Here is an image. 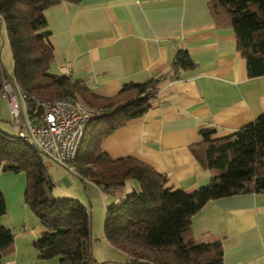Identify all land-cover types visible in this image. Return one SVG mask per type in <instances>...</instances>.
Instances as JSON below:
<instances>
[{"label":"trees","instance_id":"obj_1","mask_svg":"<svg viewBox=\"0 0 264 264\" xmlns=\"http://www.w3.org/2000/svg\"><path fill=\"white\" fill-rule=\"evenodd\" d=\"M60 1L0 0V21L13 65L12 75L6 76L0 60V94L6 79L14 89L38 99L71 98L97 112L86 124L73 173L101 190L136 181L131 192L105 207L103 222L105 240L130 262L222 264L221 241L191 236L192 217L208 201L264 192V112L222 136H214L213 128L200 131V141L190 150L212 175L208 184L191 192L167 186L164 172L134 157H109L102 149L103 140L150 108L164 75L125 83L114 95H100L70 75L51 71L54 49L45 30L44 10ZM208 8L218 28L234 31L248 74L264 75V0H209ZM195 67L188 51L179 48L169 76L176 78ZM41 153L15 134L0 130V169L24 173L23 200L45 228L33 241L38 258H55L62 264H111L93 257L88 208L76 198L51 195L53 183ZM5 213L0 190V215ZM13 241L11 229L0 225V261L11 252Z\"/></svg>","mask_w":264,"mask_h":264},{"label":"crops","instance_id":"obj_2","mask_svg":"<svg viewBox=\"0 0 264 264\" xmlns=\"http://www.w3.org/2000/svg\"><path fill=\"white\" fill-rule=\"evenodd\" d=\"M208 2L61 0L44 10L45 30L54 49L53 72L70 75L100 95H114L125 83L164 75L150 108L116 128L103 140L102 149L113 159L130 156L149 164L166 174L167 186L187 192L211 180V171L190 150L200 141V131L213 128L214 136H222L264 112V75L248 74L234 31L216 26ZM1 28L6 36L0 21ZM179 48L188 51L196 67L170 78V64ZM7 174L0 177H10ZM80 179L86 198L69 197L88 208L87 203L92 204L88 190H102ZM1 182L6 213L0 215V225L11 229L14 241L0 264H62L55 258H38L33 241L45 228L24 200L20 202L23 193L8 202L12 188ZM130 184L137 186L136 181ZM125 191L112 190L104 207L118 202ZM190 235L219 239L222 264H264V192L208 201L193 215Z\"/></svg>","mask_w":264,"mask_h":264},{"label":"built area","instance_id":"obj_3","mask_svg":"<svg viewBox=\"0 0 264 264\" xmlns=\"http://www.w3.org/2000/svg\"><path fill=\"white\" fill-rule=\"evenodd\" d=\"M63 69L67 70L65 64ZM1 97L8 101L15 135L73 172L86 124L97 115L90 106L71 98L41 100L14 89L5 79Z\"/></svg>","mask_w":264,"mask_h":264},{"label":"rangeland","instance_id":"obj_4","mask_svg":"<svg viewBox=\"0 0 264 264\" xmlns=\"http://www.w3.org/2000/svg\"><path fill=\"white\" fill-rule=\"evenodd\" d=\"M0 60L5 75L11 76L13 70L12 59L7 38L3 33V28L0 29ZM50 70H54L52 65L50 66ZM0 130L9 134H15L14 128L10 122L8 101L5 97H0ZM41 157L43 162L45 163L47 174L49 175L53 183L51 195L54 198L75 196V194L86 198L87 193L84 190V183L76 175V173H73L60 164L54 162L45 154L41 153ZM6 173H9L7 175H10V177H0V182L2 181L1 183H3L4 186L9 185L12 188L11 191L7 193V199L9 202L11 200V197L13 196L14 199H16L17 194H19V196H22V193L24 192L26 186V178L23 172H5L0 169V175ZM131 181L134 180H127L123 186L108 190H102L101 193H94V191L88 190V194L92 202V204L87 203L88 211L90 213L91 250L93 252L94 258L97 261L109 260L111 264H149L147 262H130L128 259L127 260L129 263H125L124 254L120 250L109 245L103 235V222L105 212L103 201L107 200V202H110V198H112L113 195L112 190L114 189H121L122 187H125V192H131ZM22 198L23 197H21L20 202H23ZM119 200H121V198H118L117 201ZM108 204L109 203H107V205Z\"/></svg>","mask_w":264,"mask_h":264}]
</instances>
